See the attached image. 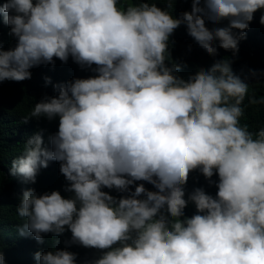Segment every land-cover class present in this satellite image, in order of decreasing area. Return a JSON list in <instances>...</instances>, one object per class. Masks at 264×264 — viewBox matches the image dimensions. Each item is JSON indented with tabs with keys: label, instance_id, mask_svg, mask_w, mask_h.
<instances>
[{
	"label": "clouds",
	"instance_id": "clouds-1",
	"mask_svg": "<svg viewBox=\"0 0 264 264\" xmlns=\"http://www.w3.org/2000/svg\"><path fill=\"white\" fill-rule=\"evenodd\" d=\"M177 2L0 0V24L16 41L0 43V84L57 59L91 73L34 105L23 123L44 117L58 128L47 141L45 129L28 138L9 168L35 184L55 162L67 182L68 196L22 191L18 235L64 246L36 251L37 264H77L73 246L100 253L82 264H264V127L241 124L249 85L229 57L187 79L178 75L186 63L169 66L181 25L210 56L236 57L258 11L264 26V0H190L178 16ZM193 173L215 194L189 190Z\"/></svg>",
	"mask_w": 264,
	"mask_h": 264
},
{
	"label": "trees",
	"instance_id": "trees-1",
	"mask_svg": "<svg viewBox=\"0 0 264 264\" xmlns=\"http://www.w3.org/2000/svg\"><path fill=\"white\" fill-rule=\"evenodd\" d=\"M153 2H158L161 8L165 7L164 0H153ZM190 8V0L189 2L178 0L169 11L178 16L181 11L190 10ZM260 15L259 11L255 14L247 30L246 39L240 41L239 52L234 58L230 52H225L223 49L219 50L218 56H210L187 34L184 25L175 31L169 42L171 53L169 66L171 62L182 65L186 63L187 67H183L178 73L185 79L200 68H209L214 60L228 57L234 60L232 70L249 85L248 95L241 105L244 110L241 124H248L249 130L253 132L264 127V104L249 102L251 98L259 101L264 97V26L259 23ZM212 26L208 24L209 28ZM0 43L5 50L16 43L15 39L9 36V28L3 24H0ZM189 45H191V50H189ZM30 71L32 72L30 80L5 81L0 84V249L4 252L6 264H37L33 258L34 253L51 250L56 240L60 243L55 247L64 248L60 237L46 235L45 243L41 245L31 236L20 237L17 233V226L23 223L16 211L23 190L34 188L39 194L60 190L62 195H69L63 191L67 182L59 173V164L51 162L47 169H41L35 184H24L18 178L9 176L8 172L11 161L22 154L28 138L39 130L45 129L44 138L47 141L48 135L58 128V120L49 122L44 117L31 118L28 123H23L24 117L30 114L34 105L46 95L57 94L53 88L54 84L91 75L89 71L82 70L71 58L67 64L57 59L55 67L41 65ZM45 77H49L52 83L46 84ZM196 175L193 173L188 189L191 190L194 186H204L208 192L215 194V187H208L203 176L199 177V185H195ZM146 187L151 188L152 186L146 185ZM112 194L118 195L116 192ZM194 211V207L190 204L186 209V214L190 216ZM62 238L68 239L66 235ZM70 249L68 248L69 251ZM73 252L78 253L77 264H82L84 260H94L100 255L97 250L79 246H73Z\"/></svg>",
	"mask_w": 264,
	"mask_h": 264
}]
</instances>
